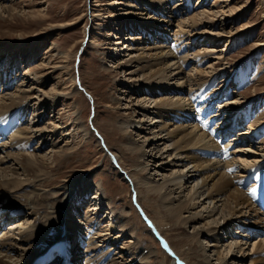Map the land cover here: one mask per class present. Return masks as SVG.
<instances>
[{
	"label": "rangeland",
	"instance_id": "obj_1",
	"mask_svg": "<svg viewBox=\"0 0 264 264\" xmlns=\"http://www.w3.org/2000/svg\"><path fill=\"white\" fill-rule=\"evenodd\" d=\"M114 1L120 3L108 5ZM146 1L150 3L151 0ZM138 2L139 0H10L5 2L3 6L13 7L12 13L0 10L2 13L0 15V65L3 63L1 68L3 76L9 75L3 78L2 75L0 76L1 88L4 87L5 83H9L8 77L16 76L17 84L24 79L29 81L27 83L31 89L34 87L33 92L29 94L31 96L43 98L46 96L44 92L59 96L57 101L48 102V105L44 107H38L33 103L34 106L28 108L27 105L25 107L28 108L25 113L27 122L18 124V126L21 125V127L30 129L37 124L39 127H47L52 132L55 131V135L57 134L56 137L53 135L43 138L42 140L47 141V144L45 141H40V138H34L31 146L27 149L28 151L21 150L24 158L30 157L31 154H43L53 166L49 172L44 168L46 172L43 173L49 176L50 180L53 179L51 182H56V184L51 186L31 184L33 189L29 190H38L39 192L45 190V195L48 193L56 194L58 190H61L60 187L68 184L69 180L72 179V182L75 183L69 197L70 200L68 199L70 205L68 204L65 215H61L64 218L60 216L55 220L56 224L61 226L55 231L49 232L48 237L51 238L50 245H54L55 240L66 238L71 233L75 234V238L68 245L71 246L72 259L80 264H87L86 257L93 256L95 252L96 256L101 255V253H109L104 264H113L114 262L118 264L120 262L126 264H135V262L139 264H207L210 261L218 262L219 253L217 250L220 251V254L226 255L229 250V242L233 241V238L234 240L238 238L241 240V237H244L243 230L245 228L231 227L230 230L220 232L218 243L216 240L203 236V234L195 237V228L191 225L185 226L181 221L170 217L160 197L149 195L144 186L141 183L139 185L138 178L133 175L143 164L140 165L139 160L130 154L133 141L138 136L134 140L130 139L126 131L121 129L120 124L124 115L131 112V110H126L123 107L126 101L119 100L121 87L118 81L124 79L125 76V73L121 71V68L123 70L125 68L123 62L130 60L131 55H136L135 59L128 62L134 66L139 61L138 55L142 51L145 50V53H142L140 57L147 55L146 53H148L149 58L151 55L155 57L156 53L161 50L159 47H164L167 51L170 49L169 51H173L178 57L185 54H180L176 49V45L182 42L174 43L173 31L167 41L163 40L161 34H157L158 31L154 32L153 30L151 37L141 33L137 20H144L153 13L141 1ZM167 2V7L172 6V8L178 2L182 4L184 2L182 5L184 7L177 8L182 10L176 9L178 14L173 13L176 17L174 19L175 24L182 19L186 20L188 17L201 13L204 9L209 10V14L204 16L201 14L204 21L198 26L195 24L192 27L194 22H188L187 30L191 28V33L198 35L202 32L204 34L200 36L197 43H193L194 40L191 41L193 59L185 63L184 70L189 74L193 72L191 74L194 77L196 75L195 69H206L208 72H206V77L203 80L208 77L209 80H214L213 86H208L209 89L204 92L205 98L201 99L203 106L212 105L217 108L218 105H215L214 102L218 96L216 97L215 93L217 94L220 89L224 90L223 92L229 91L230 95L218 97L222 106L230 103L234 98L243 103L239 114L242 110L244 113L238 117V124L240 123L241 128L237 130L234 122L230 127L236 128L239 135L242 132L243 134L246 133L248 129H251L249 128L250 125H254L251 141L247 140L246 143L239 139L241 142L235 145L239 149L240 146H243L244 151H241L245 157L252 155V157L248 156L249 159L260 156V161L254 166V175L250 177L255 184L248 188L244 186L241 188L250 199H254L264 192V183H260L261 177L264 179V172H262L261 177L256 173L257 169L259 171L257 165H264V142L261 143L264 140V128L262 129V126L264 127V118L262 117V114L264 115V0H167ZM94 10H99L101 16L93 17ZM121 11H130L132 14H129L127 19L117 22L112 14ZM158 16L153 15V17L148 18L156 22ZM132 18L133 20H131ZM130 20L134 23L131 24ZM133 25L134 28H132ZM174 29L178 30L177 28ZM211 32L218 34L210 37ZM117 36L118 38H114ZM127 36L141 37V41L139 39L130 40V43H133L130 46L133 49L145 46V49L134 50L135 52H132L130 56H119L120 54L124 55V51L129 45ZM144 37L149 38V46L147 41L144 43ZM210 38L211 41L208 40ZM184 39L185 42L190 40L189 33L185 35ZM209 48H216L217 52L215 50L205 51ZM220 49H224V51L222 58L218 59L216 57L219 56L218 51ZM65 55L66 60L64 59ZM195 55L199 57H194ZM55 63L60 66L58 71H54L56 67L48 69ZM121 64L124 67H121ZM147 68L145 67V76H149L151 73V68H149L150 70ZM114 70L118 74H115ZM32 78L34 80L30 81L29 79ZM243 80L246 85L238 84L242 83ZM207 82L205 87L209 84ZM193 84H195L193 88L196 89L194 93L203 92L204 88L198 90V85L196 86L195 82ZM19 89L14 86L10 91H7L9 93L16 91L21 93L22 91ZM22 89H28V87ZM7 91L5 88L0 91V98ZM154 91L153 95H158V99L168 96L171 98L174 94L165 93L164 90V93L158 90ZM209 91L210 96L213 94L216 97L212 102H210L211 97L206 95ZM147 94L149 93L147 92ZM230 110L233 111L232 108L227 111ZM245 116L248 120L247 118L246 120L243 119ZM163 122L164 119L160 123ZM18 126L15 127L13 133ZM58 126L61 128L57 129ZM225 126L219 129L225 130ZM32 132L37 135L35 130ZM247 133L249 134L251 131ZM255 133L257 134L255 135ZM227 136L225 137L226 142L223 144L219 142V144L223 148L231 149L234 147L235 140L227 142ZM5 142L9 144L8 140ZM228 143L232 144L226 147ZM56 147H65L64 152L61 155L58 154L59 156H55V152L58 150ZM236 147L233 148V151L237 150ZM107 149L113 156L109 154ZM249 150H257V153ZM5 153V151L0 152V156L4 157ZM227 157H229L228 153ZM6 165L3 164V166ZM123 170L128 175L123 174ZM147 175L149 176V174ZM241 177L247 176L244 174ZM23 178L26 177L22 176ZM97 190L98 193H96ZM79 192L84 194L81 200L76 199ZM24 193L27 194L21 192V195H25ZM138 203L141 204L146 214H143ZM254 207L255 205L253 209H258V207ZM256 211L260 212V214L258 213L259 218L264 219L262 211L259 209ZM26 213H23L21 217H28ZM43 215L45 213L40 212L38 217L34 216L29 220L33 223L38 220L44 225L46 219ZM146 215L158 227L161 235L181 258L174 251L172 252L184 262L181 260L179 263L175 260L174 254L155 237L153 229L149 226L151 221L146 218ZM5 216H8V213ZM215 216L217 218L218 213L214 216H208V218L204 217L201 225L206 224V221L214 225ZM66 217L76 222L74 226L72 225V229L71 227L67 229ZM119 218H122V222L118 221ZM22 219L18 218L16 222H21ZM256 219L258 220V218ZM16 222L15 224L5 222L10 226L8 225L4 231L18 235L19 228H16ZM12 224L13 227L15 226L14 228L11 227ZM248 229L254 230V228ZM257 233L255 236L252 233L248 239L238 242L241 244L247 241V243L244 242L245 249H247L246 253L253 252L252 246L263 240L264 236L260 232ZM215 244L218 247L214 246ZM91 245L94 247L98 245V249L92 250L89 254L91 250L87 251V249L92 248ZM232 252L235 254L234 248L230 254ZM11 256L14 257V254ZM55 260L57 261V257ZM249 260L246 261L245 259L234 263L249 264L244 263ZM258 263L264 264V262Z\"/></svg>",
	"mask_w": 264,
	"mask_h": 264
},
{
	"label": "bare ground",
	"instance_id": "obj_2",
	"mask_svg": "<svg viewBox=\"0 0 264 264\" xmlns=\"http://www.w3.org/2000/svg\"><path fill=\"white\" fill-rule=\"evenodd\" d=\"M7 1L10 0H0V10L2 9L3 12L12 13V10L14 9L13 7L3 6ZM140 1L151 10L150 12L153 13L151 16H148L149 18L153 17V15L160 16H158V20L156 22L155 20H149L148 17L144 20H137L139 24L138 28L141 33L147 34L146 36L148 37L150 35L151 37L153 36V30L154 32L158 31L157 34H161L160 36L163 37V40L167 41L169 40V35H172L171 32L173 31V36L175 37L173 40L174 43H178L179 41L182 42L180 44L178 43L179 45L177 44L178 47L176 45V49L180 54H185H181V57H178L173 51H169L170 49L167 51L164 47H159L161 50H159V53H156L155 57L151 55L149 58L148 53H146L147 55L140 57L142 53H145L144 50L138 55L139 57L137 56L139 61H137V63L133 66L128 63L135 59L136 55H131L132 52H135L134 50L145 49V46H139V48L137 47L136 49H133L130 46L133 44L130 43V40L139 39V41H141V37L127 36L129 45H127L124 55L120 54L119 56L126 57L131 55V58L130 60L123 62L126 69L124 68L123 70V68H121V71L125 73V76L124 79L119 80L118 83H121H119L121 87L119 89L121 93L119 100L126 101L124 102L125 105L123 107L126 110H131L130 113H126L121 119V129L126 131L128 137L132 140L138 136V138L133 141L134 143L130 149V154L139 160L138 162L140 165L141 163L143 164L142 166L139 165L141 168L139 167L133 175L136 176L135 178H138L139 185L141 183L149 195H156L160 197V200H162L164 208L170 217L181 221L185 226H193L195 228V237L203 234V236L216 240V243H218L219 233L225 230H230L231 227L236 229L245 228V230H243L244 237H241V240L248 239V236L252 233H254L253 236H255L257 232H264V219L261 217L259 218L258 213L260 214V212L256 211L259 208L256 210L253 209L254 205L257 206L256 203L264 206V200L261 202V197L264 199V192L257 195L256 198L250 199L245 191L241 189L242 186L245 188L249 187V182L252 179L250 177L254 175V166L260 161V156H253L254 158L249 159L248 156L252 157V155L250 154L245 157V154L241 151L244 148L243 146H240V149L239 147H236L237 150L233 151L235 145L231 149H227L220 146L217 142L218 137L221 136V138H223L224 136L226 137V135L231 137L233 136L231 135L232 133L237 132L238 129H233L230 125L234 122V125L238 127L240 123L238 124L237 121L231 122L230 120L235 117L236 120H238V117L244 113V110H242L241 114H239L243 103H241L237 98H234L230 103L222 106L218 97L223 95L228 96L229 91L225 90V92H223L224 90L220 89L217 94L214 92L216 97L218 96L217 99L213 96V94H211V96L209 95L210 91L206 94L211 97L210 102L216 99V102L214 103L215 105H218L217 108L212 105H209L208 107H206V105L203 106L204 104L202 105L201 99L205 96L204 92L206 89H209L208 86H213L212 82L214 80H209V77L206 80H203L204 77H206V72H208L206 69H195L196 75L194 77L192 76L193 72H191L192 74H189L184 70L185 63L193 59V55H191V41L194 40V42H192L197 43L200 36L204 34L202 32L198 33V35L191 33V28H188L190 30H187V27H189L188 22H194L192 23L194 24L192 27L195 26V24L198 26L199 23L204 21L201 14H203V16L207 15L209 10L204 9L201 13L188 17L186 20L182 19L175 24L174 19L176 17L173 13L176 12L177 8L184 7L182 6L184 2L183 4L178 2L176 6H173L174 8H172V6L167 7V0H151L150 3L146 0H139V2ZM118 2L119 1H114L108 5L117 4ZM181 10L182 9H179L178 11ZM142 13L143 12H141V14ZM129 14L132 13L130 11H121L117 14H112V16L116 18L115 21L119 22L122 19H127ZM0 15H2V13ZM97 15H100L99 10H94L92 16L96 17ZM131 20H133V18ZM131 20L129 22L133 24L134 22ZM129 22L126 23L129 24ZM132 28H134V25ZM174 28H177L178 30L176 31ZM188 33L190 40L185 42L184 37ZM210 34L211 37L218 33L211 32ZM114 38H118V36ZM208 40L211 41V38ZM146 41L149 46V38L146 39V37H144V43H146ZM216 44L218 43L216 42ZM129 50L131 51L129 52ZM207 50H215V52H217L216 48L205 49V51ZM223 51L224 49H220V51H218L219 56L216 58L221 59ZM196 56L197 55L194 57ZM65 58H67L66 55L64 56V59ZM124 66L121 64V67ZM2 67L3 63L0 65V76L2 75V78L9 76H6L5 74V76H3L1 71ZM51 67H56L54 71H58L60 68V66L56 65V63L55 65L53 64V66H49L48 69H51ZM145 67H148L147 69L151 68V70L149 69L151 71L149 76H145ZM14 71L16 72V70ZM113 72L118 74L116 70ZM8 78L9 83H5L4 87L1 88V91L4 90V88L5 91H10L14 86H17L22 92L19 93L16 91L9 93L7 91V93L0 98V123L10 119L3 127L0 128V139H4L8 136L6 140L9 141V144H7L8 142H5L6 140L0 144V152H6L4 157L0 156V223L1 220H5V222H13L15 224L18 218H23V222H16L15 226L16 228H19L18 235H14L13 232L11 234L8 231H4L3 235L0 236V264H75V262L71 259L70 250L66 247L67 242L75 238V234H68L66 236L67 240H55L54 245H50L51 238L48 237L49 232L55 231L61 226L60 224H56L55 220L61 215H65L64 213L70 205L68 203V199L71 196L70 194L73 191V185L75 183L72 182V179L69 180L68 184L60 187L61 190H58L56 194L48 193V195H45V190L44 192L29 190L33 189L31 184H38L40 186H51L56 184V182H51L53 180L52 178V180H50L48 178L49 176H46L45 173H43L46 172V170L48 172L52 170L53 166L52 163L49 162V159H46L43 154H31L30 157H27L26 155L28 154H26L25 156L27 158H24V154L21 153V150L26 151L28 147L31 146V142L34 138H40V141L44 142L45 140L42 139L55 135V131L52 132V130H49L47 127H39L36 124L32 129L27 127L24 128L19 125L17 130H15L14 133H11L18 123L23 124L27 122L25 113L28 108L34 106L32 105L33 103L38 105V107H44L45 105H48V102L51 103V101H57L59 96H53V94H50L49 92H44L46 96L43 98L31 96L29 94L30 92H33L34 87L32 89L29 87V83H27L29 81H25L23 79L17 84L18 80L16 79V76ZM29 80L31 81L34 79L32 78ZM244 80L242 83L238 84L243 86L246 85ZM207 81L209 84L205 87V83ZM193 82L196 83V86L198 85V90H202L204 88L203 92L200 91L201 93L198 94L194 93L196 89L193 88V85H195ZM235 84H237V82H235ZM26 86L28 89H22ZM162 89L165 93H174L173 96L171 95V98L168 96L158 99V95H153V92H155L154 90L163 92ZM137 92H141V94L138 95ZM147 92L149 94H147ZM149 95H152V97H149ZM27 105L28 108L26 109L25 107ZM230 108L233 109L232 112L231 110L229 111L231 113L227 111ZM230 115H232V118ZM262 117L264 118L263 114ZM222 118L225 119L223 120ZM246 118L247 116H245V120ZM163 119L164 122L160 123ZM213 124H217L218 126L226 125L225 132L222 131L224 129H217L213 127ZM56 128L58 129L61 127L58 126ZM228 128L229 130H227ZM249 128L251 129H248L247 132L251 131V133L248 134L246 132L243 134L242 132V134H236L237 137L234 136L235 138H232V141L239 139L246 143L247 140L251 141L250 139L252 137L251 134L254 130V125H250ZM263 128L264 127L262 126V129ZM32 130H35L38 136L36 133H33ZM256 134L257 133H255V135ZM13 138L14 140H12ZM46 142L47 141H45V144H47ZM263 142L264 140L261 143ZM231 144L232 143H228L226 147L231 146ZM64 149L65 147H59L55 152V156L58 154L61 155L64 152ZM228 150L230 151L228 152ZM249 151L257 153V150ZM227 153L229 154V157H227ZM3 164L7 165L3 166ZM257 167H259L258 174L261 177L262 172H264V165H257ZM44 168L46 170H44ZM248 172L250 175H248L249 178L247 176ZM241 173L243 175L246 174L247 177H241L243 176ZM123 174L128 175L125 170H123ZM147 174H149V176ZM22 176H25L26 178L22 179ZM260 183H264V179L262 177ZM21 192L22 194L23 192H26L27 194L24 193L25 195L22 196ZM96 193H98V190ZM83 195L79 192L76 199L81 200ZM139 207L143 214H146L143 211L141 204H139ZM40 212L45 213V215H43L46 219V223L44 225L41 224L40 221L38 222V220L35 221L36 223L29 220V218H33L34 216L38 217ZM6 213H8V216H5ZM23 213H26L28 217H21ZM217 213L219 216L217 218L216 216L215 218L213 217V222L215 223L214 225H211L208 221H206V224L201 225L204 217L208 218V216H214ZM146 218L151 221L150 226L154 227V230L152 231L155 237L158 239L156 234V232H158L159 235L164 238L152 220L148 216ZM256 218H258V220ZM121 219L118 221L122 222ZM259 219L261 220L259 221ZM65 222L67 229L69 227L72 229V225L74 226L76 223L73 219L67 217L65 218ZM197 224L199 225L197 226ZM11 227H13V224ZM248 228H254V230H250ZM238 231H236V233ZM262 236H264V234H262ZM238 239L234 240L233 238V241H230L229 244L227 243L229 250L226 255H223L222 253L221 255L220 251L217 250L219 253L218 262L210 261L207 264H235L238 261L245 259L246 261L250 259L248 262H244L249 264H260L258 262H264V238L252 246V249H254L253 252L247 251L248 253H246L247 249H245V243H247V241L239 244L238 242L241 240ZM139 241L142 242L141 240ZM163 245L165 248L169 249V251H174L166 239L165 242H163ZM214 246H217V244ZM91 247L92 248L89 247L87 249V251L91 250L89 251V254L92 250L95 251L98 249V245L95 247L91 245ZM233 248L235 254H233V252L230 254V251H233ZM98 251L100 252V250ZM174 252H172L174 254V259L180 263L182 260H180V255L175 252L180 257L178 258ZM11 254H14V257L11 256ZM86 254L89 255L88 253ZM107 254L109 253H101V255L96 256L97 254L95 252L93 256H87V261H85L87 264H104L108 258ZM56 256L59 257L58 261L54 259ZM113 264L118 263L114 262ZM120 264L126 263L120 262ZM135 264L139 263L135 262Z\"/></svg>",
	"mask_w": 264,
	"mask_h": 264
},
{
	"label": "water",
	"instance_id": "obj_3",
	"mask_svg": "<svg viewBox=\"0 0 264 264\" xmlns=\"http://www.w3.org/2000/svg\"><path fill=\"white\" fill-rule=\"evenodd\" d=\"M78 83H79V82H78ZM107 151H108V149H107ZM108 152H109V151H108ZM109 154H110L111 156H113L111 152H109ZM113 158H114V157H113Z\"/></svg>",
	"mask_w": 264,
	"mask_h": 264
}]
</instances>
